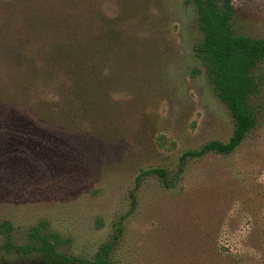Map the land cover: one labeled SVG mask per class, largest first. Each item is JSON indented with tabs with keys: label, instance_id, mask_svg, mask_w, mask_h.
I'll use <instances>...</instances> for the list:
<instances>
[{
	"label": "rangeland",
	"instance_id": "374dc122",
	"mask_svg": "<svg viewBox=\"0 0 264 264\" xmlns=\"http://www.w3.org/2000/svg\"><path fill=\"white\" fill-rule=\"evenodd\" d=\"M11 1L0 0L1 76L3 4ZM149 2L145 36L155 64L143 99L117 98L137 102L122 139L98 142L40 126L3 99L0 80V264H42L35 249L49 234L58 253L92 261L118 230L112 264H218L217 250L264 264V63L253 100L257 126L241 147L181 162L211 141L226 142L233 119L195 56L203 40L195 10L185 0ZM234 3L235 33L264 39V0ZM104 9L116 12L106 0ZM150 169L164 170L166 181L148 175L137 184Z\"/></svg>",
	"mask_w": 264,
	"mask_h": 264
},
{
	"label": "trees",
	"instance_id": "16d2710c",
	"mask_svg": "<svg viewBox=\"0 0 264 264\" xmlns=\"http://www.w3.org/2000/svg\"><path fill=\"white\" fill-rule=\"evenodd\" d=\"M115 14L107 16L104 0H12L3 4L7 29L3 31V99L19 105L40 126L63 132L82 133L98 142L122 139L134 101H119L139 92L153 69L152 41L145 36L149 0L112 2ZM197 17L203 40L195 46L210 85L233 119L226 142L211 141L185 153L202 158L234 154L257 126L253 100L259 95L257 72L264 63V39L238 35L234 0H185ZM2 84V82L0 81ZM143 94V93H142ZM157 175L166 181L162 169L143 171V177ZM132 197L128 214L136 209ZM39 234L40 228L32 230ZM121 230L104 243L94 260L60 254L55 235L33 246L42 264H112ZM7 245L10 235L7 234ZM54 241V242H53ZM31 248V249H32ZM236 253L216 251L215 263L245 264Z\"/></svg>",
	"mask_w": 264,
	"mask_h": 264
}]
</instances>
